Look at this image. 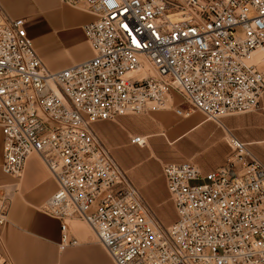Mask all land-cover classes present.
I'll list each match as a JSON object with an SVG mask.
<instances>
[{"label":"built area","instance_id":"obj_1","mask_svg":"<svg viewBox=\"0 0 264 264\" xmlns=\"http://www.w3.org/2000/svg\"><path fill=\"white\" fill-rule=\"evenodd\" d=\"M60 1L94 16L93 55L57 71L26 18L0 6L2 171L21 176L39 155L57 181L43 212L84 220L115 264H264V164L245 142L230 136L228 159L209 172L163 165L176 211L165 225L94 128L163 110L218 122L264 109V0ZM7 222L0 200L2 245ZM62 232L61 248L77 243ZM0 264L16 263L0 253Z\"/></svg>","mask_w":264,"mask_h":264},{"label":"crops","instance_id":"obj_2","mask_svg":"<svg viewBox=\"0 0 264 264\" xmlns=\"http://www.w3.org/2000/svg\"><path fill=\"white\" fill-rule=\"evenodd\" d=\"M0 1L13 17L26 16L27 21L30 20V27H27L26 23L28 34L49 69L61 70L92 57L93 52L85 40L84 32V25L94 19L91 13L79 7L61 5L60 0ZM47 22L51 24L52 30L50 31L47 30ZM59 29L64 31L61 33ZM176 102L180 103L179 97H176ZM159 113V117L166 119L171 117L174 120L175 123L171 128H175L174 126L177 128L181 124L183 132L174 141L182 143L186 140L190 142L192 150H186L187 154L194 155L201 151V149L196 150L197 147H200L199 145L186 139L188 133L196 131L200 127L204 130L211 125L208 121L199 119L198 114L200 113L194 112L187 118L180 117L170 110L159 111ZM120 118L121 122H128L127 116ZM151 118L157 122L153 116ZM113 126L114 122L112 121H102L96 123L94 128L103 142L115 150L116 146L109 144L104 139L106 136L110 137V129ZM129 127L130 134L146 137V145L148 144L147 135L137 133L140 131L135 126L132 127L129 124ZM102 128L104 138L99 133ZM123 134L122 137L126 140L128 134L126 135L125 132ZM215 137L217 140V136ZM166 138L168 137L166 136ZM0 140L2 144L0 147V189L3 191L0 200L3 201L9 219L4 232V244H0V253L10 256L16 264H115L105 247L98 242L94 230L84 220L78 218L61 220L39 210V205L49 199L51 194L57 190V181L50 176L36 155H31L28 158L19 183H15L9 175L2 171L4 155L1 131ZM130 141L126 143L123 140L116 145L119 147L130 145L132 144ZM116 153L121 155L118 151ZM148 158H146V162ZM199 164L204 172H209L219 165H202L200 162ZM120 165L131 171L135 183L142 188L140 191L149 203L155 207L161 206L163 203L162 207L165 206V202L169 200V192L162 170L160 176L149 178V180L140 183L137 165L121 163ZM16 190H19L22 195H15L17 194ZM171 205L175 213L173 220H175L176 211L173 203ZM162 207H160V211H162ZM63 224L66 225L70 237L77 243L61 248Z\"/></svg>","mask_w":264,"mask_h":264},{"label":"rangeland","instance_id":"obj_3","mask_svg":"<svg viewBox=\"0 0 264 264\" xmlns=\"http://www.w3.org/2000/svg\"><path fill=\"white\" fill-rule=\"evenodd\" d=\"M60 3L61 5L67 6L61 1ZM0 6L4 9L5 12L8 13V11L5 9L1 1H0ZM79 8L85 11L84 7H79ZM25 18L27 20L26 16ZM29 21H27V27L31 26V22L29 23ZM46 25H47V30L49 31L52 30L50 23L47 22ZM63 31L64 30L59 29V32L62 33ZM85 40L88 44L87 39ZM159 114H160L159 112L158 113L156 112V113H151L150 115H126L128 118L127 121L129 122L130 126L132 127L135 126L140 131L137 133L145 134L148 136L147 137L148 144L145 145L144 147L139 145H133V143L130 141L131 140L130 136L132 134H130L129 132L131 131L129 124L128 122L127 123L121 122L120 120L121 118H118L116 121H112L114 122V126L113 128L110 129L111 132L110 137L106 136L104 138L103 128L100 129L101 131H99L101 137H103L109 144L116 146V149L113 150L112 147L107 145L112 150L114 156L117 158L119 163L124 165L125 164L137 165V169L139 171V172L137 171V175L140 183H143L144 180H149V178L160 176V172L162 170L163 165L171 161H176V162L192 161L194 163H197L199 166H201L199 162L202 165L219 164L218 166H220L224 164L231 153V150L227 142L230 136L237 137L241 141L245 142L248 145L249 149L264 164V109H262L261 107H258L256 110L252 112L237 113V114H231L225 116L218 122L208 121V123H211V125L204 128V130L200 127L196 131L188 133L186 139H190L192 140L191 143H195L200 146L197 147L196 150L201 149L200 152L194 155H189L186 153V150L188 151L192 150L190 146V142H187L186 140H184L182 143L177 142V140L174 141V139L178 135H181L183 132V128L181 127V124L178 125L177 128L176 126H174L175 128H171V126H173V124L175 123L174 120L171 117L169 119L159 117ZM198 115L200 120H205V117L202 113ZM151 116H153L157 120V122L153 121ZM101 124L103 125V123ZM123 132H125L126 135L128 134L126 140L123 139L122 137V135H124ZM166 136L168 138H166ZM215 136H217V140H215L216 139ZM123 140L126 141V143L130 141V143L132 144L126 146L123 145L120 147L116 145L118 143L123 142ZM213 140H215V142H213ZM1 145L2 144L0 140V147ZM116 151L120 152L121 155L117 154ZM33 155H36L44 164L42 158L39 155L37 154H33ZM146 158H148L147 162L145 161ZM44 166L46 167L45 164ZM46 169L50 174V176L54 178V176L49 171V169L47 167ZM125 170H127L133 183L137 187H139V189L142 191V188L135 183L131 175V171L126 168ZM23 174L17 177L10 176V178L13 179L15 183H19L21 181V178L23 177ZM203 182L205 181H192L191 183L198 184ZM1 192L3 191H1L0 189V195ZM16 192L17 194L15 195H22L19 190H16ZM144 198L147 201V203L150 205L154 213L157 215V217L165 225H169L174 222L173 218L175 213L173 212L172 209V205H171L172 201L170 197L169 200L165 202V206L163 207L162 205H164V203L161 206L155 207L153 204L149 203V201L146 199L145 196ZM46 201H44L38 207L41 212H43L42 207ZM160 207H162V211H164L163 213L162 211L159 210ZM171 220L173 221L171 222ZM8 223H9V219L6 226L8 225ZM5 228L3 230V237H4Z\"/></svg>","mask_w":264,"mask_h":264}]
</instances>
